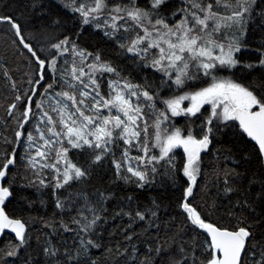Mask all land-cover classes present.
<instances>
[{"label": "snow or ice", "instance_id": "snow-or-ice-1", "mask_svg": "<svg viewBox=\"0 0 264 264\" xmlns=\"http://www.w3.org/2000/svg\"><path fill=\"white\" fill-rule=\"evenodd\" d=\"M0 41V264H264V0H0Z\"/></svg>", "mask_w": 264, "mask_h": 264}, {"label": "trees", "instance_id": "trees-1", "mask_svg": "<svg viewBox=\"0 0 264 264\" xmlns=\"http://www.w3.org/2000/svg\"><path fill=\"white\" fill-rule=\"evenodd\" d=\"M3 42L2 41H0V59H3ZM129 71H131V69H129ZM150 71V70H149ZM133 75L135 76V72H133ZM6 93H4L2 90H0V96H3V95H5ZM3 103V100L2 99H0V104H2ZM3 116V110L2 109H0V117H2ZM3 123V121L2 120H0V124H2ZM0 151H2V149H0Z\"/></svg>", "mask_w": 264, "mask_h": 264}]
</instances>
